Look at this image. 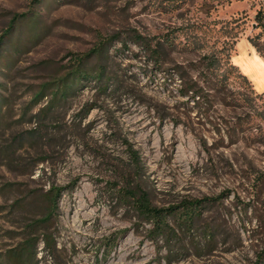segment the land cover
I'll use <instances>...</instances> for the list:
<instances>
[{
    "label": "rangeland",
    "instance_id": "rangeland-1",
    "mask_svg": "<svg viewBox=\"0 0 264 264\" xmlns=\"http://www.w3.org/2000/svg\"><path fill=\"white\" fill-rule=\"evenodd\" d=\"M261 7L264 0H0V37L26 14L0 55V92L12 95L14 120L40 84L80 56L89 54L82 67L90 72L93 50L109 39L107 93L82 81L46 123L45 152L19 151L27 161L47 157L32 176L0 162V185L63 188L58 251L50 256L41 243L40 264H264V58L249 41ZM158 42L160 62L148 49ZM49 99L18 129L37 127L28 119ZM127 142L155 205L218 197L192 228L171 220L173 237L152 239L151 224L118 202L130 174ZM8 219L0 214V248L18 240L4 231L20 218Z\"/></svg>",
    "mask_w": 264,
    "mask_h": 264
},
{
    "label": "trees",
    "instance_id": "trees-1",
    "mask_svg": "<svg viewBox=\"0 0 264 264\" xmlns=\"http://www.w3.org/2000/svg\"><path fill=\"white\" fill-rule=\"evenodd\" d=\"M23 16L26 14L15 15L7 33L13 29L15 22H18L19 18ZM255 21L260 32L249 37V41L259 55L264 58L263 7L257 10ZM6 34L0 37V55L6 42ZM108 40L101 41L93 50V56L98 58V64L90 72L82 67L88 60L89 54H85L76 59L73 70L54 81L40 84L38 89L34 91L32 100L24 108L22 117L18 120H14L12 95L0 92V162H4L9 171L30 177L33 175L36 166L47 160V157L43 156L37 157L36 161H27L23 155L19 154V151L28 147L37 153L45 152L44 144L47 141L44 128L47 126L46 123L57 118L55 112L64 102L74 96L83 80L96 81L101 92L107 93L112 78L107 73L102 60L108 54ZM161 46L163 45L160 42L154 47L148 46L157 61L160 59ZM242 76L248 81L245 74ZM0 86L2 85L0 84ZM190 88V90L195 91L192 86ZM48 95H50L48 103L28 119L30 122L36 121L37 127L29 130L18 129L17 126L26 119L32 106L40 104ZM91 108L88 109L87 113ZM55 128L60 129L61 126ZM126 144L130 174L125 179L124 185L116 191V198L118 202L132 209L140 219L151 224L149 232L152 239L158 237L172 238L174 229L170 225L171 220L178 221L180 227L192 228L205 210L217 201L218 197H204L185 199L179 204L169 207L155 205L149 193L137 181L142 171L139 152L134 149L131 143L127 142ZM62 189V187L52 184L47 190H27L21 182L10 180L4 181L0 185V199L5 201L4 204H0V214L8 217V220H12L10 218L13 215L20 218V225L13 224L12 226L16 227L4 231L5 236L18 240L0 248V264H40L38 255L41 243L44 244V250L50 256L56 255L58 248L53 228L57 219L58 200ZM208 232V236L212 237L213 232Z\"/></svg>",
    "mask_w": 264,
    "mask_h": 264
}]
</instances>
